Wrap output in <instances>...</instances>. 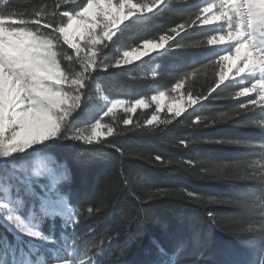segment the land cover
<instances>
[{
    "label": "trees",
    "instance_id": "trees-1",
    "mask_svg": "<svg viewBox=\"0 0 264 264\" xmlns=\"http://www.w3.org/2000/svg\"><path fill=\"white\" fill-rule=\"evenodd\" d=\"M210 4H216L221 22L205 26L204 9ZM79 9L60 0H0V11L23 14L11 20L18 22L14 28L54 44L65 72L67 64L78 66L79 56L65 43L62 30L67 15ZM237 25L229 0H168L124 22L97 48L95 71L84 74L82 105L98 92L108 99L148 102L176 86L196 105L181 115L158 114L153 107L132 116L117 113L112 121L105 119L113 123L111 135L91 144L72 139L65 126L52 140L0 156V197L10 194L28 202L41 233L53 241L47 245L20 237L0 222V264L72 259L85 264H264L259 227L256 232L240 231L249 222L259 225L264 184L234 178L246 176L255 161L264 163V98L257 78L223 82L227 52L211 45L219 36L233 42ZM162 40L165 47L157 54L130 65H111L122 52ZM245 88L250 89L246 95H235ZM155 115L158 120L150 124ZM82 116L78 111L76 117ZM36 157L47 159L46 178H30L21 185L18 173ZM214 167H223L226 178L216 179L221 173H211ZM42 181L73 212L79 211L76 229L58 214L53 219L41 215ZM187 192L201 199H190ZM209 198L227 202L202 203ZM15 206L20 210L19 203ZM78 236L84 239L74 245ZM54 243L64 252L54 249Z\"/></svg>",
    "mask_w": 264,
    "mask_h": 264
},
{
    "label": "rangeland",
    "instance_id": "rangeland-1",
    "mask_svg": "<svg viewBox=\"0 0 264 264\" xmlns=\"http://www.w3.org/2000/svg\"><path fill=\"white\" fill-rule=\"evenodd\" d=\"M60 1L80 7L77 13L67 15V24L62 30L65 43L71 50L76 51L79 56L77 67L67 64L68 72H65L62 69L57 58L56 50H54L53 47L54 44L51 41L35 35L31 31L14 28L13 25L18 22L0 20V122H2L7 97L15 98L18 92L20 97L17 100L18 104L31 103L34 93L32 92L30 85L38 86L37 90L44 94L40 99L44 100L46 105H48L49 102H56V94H59L61 100L65 97L71 98L76 95H81L82 89H80V83L84 81V74L91 72L87 69L91 67L92 59L95 60L96 64L97 48L101 45L96 43L97 36H102L103 33L110 28L116 27L112 24L111 20L106 19L104 16V13L112 15L113 13L111 10L114 7L116 8L115 15L119 16L120 8L116 6L114 0ZM86 2L88 7L81 11V8ZM136 2L141 6L152 7L154 10L161 6V0H155V3H153V0H136ZM132 3L133 0H119V4L125 8L131 7ZM230 3H232L235 9L237 8V10H239V16L243 21V13L246 14L247 18L242 26L244 29H238V34L234 42L230 43L229 40L223 36H219L211 41L212 46H222L223 51L227 52L224 57H229L227 61H223L222 81L236 79L247 73L251 75L259 73L262 74V78H264V63H262L259 56L261 52L264 53V29H262L264 23V0H230ZM156 5L160 6L156 7ZM93 7H95L98 19L93 20L89 16L86 18V23L88 25H96V27H86L84 31H81V20L85 19V13ZM217 9L218 8L215 4L205 8L204 19L207 17V19L204 20L205 26L216 25L219 23L220 14ZM147 13L149 12H142L136 15H145ZM146 44H153L157 47L153 50H149L144 47ZM165 44L166 40L156 43L145 42L139 48L122 52L118 58L111 62V65L116 66L118 61L128 59V57L124 55L125 53H134L137 55L140 53H146L139 59H134L131 63H124L119 66L137 63L147 56L161 52L164 49ZM160 45H163V47H160ZM94 52L96 53L95 56H93ZM245 57H248V59L245 60ZM237 70H239L238 73ZM21 80L24 81L23 84L20 83ZM45 96H47L48 99H45ZM68 103L71 104V99H69ZM141 104L143 106H140ZM113 105L116 106L113 107ZM195 105L196 101L194 99L185 98L181 94L180 86H176L169 92L159 91L153 95L148 102L140 100L135 103L118 99H108L98 92L96 97L90 101L87 100L85 105L80 103V107L73 112L67 122L61 126V130L62 127L68 126L69 135L73 137L77 131L90 129L92 125L102 119V124L97 132L99 134L98 139H103L110 136L109 132L112 133L113 123L111 121L112 118L117 116V113L122 112L127 116H132L138 110L153 107L158 114L167 111L172 115H181ZM62 107L67 108L68 105L64 104ZM133 109H135V111H133ZM78 111H82L83 116L80 119L76 117ZM107 118H111L109 123L105 121ZM157 120L158 115H155L149 123L154 124ZM129 124L130 121H127L126 125ZM56 137H51L43 142L52 140ZM39 144H34L31 147ZM15 153H11L4 157H9ZM46 164L47 159L45 157H36L31 160L30 164L22 166L21 172L18 173L21 185L26 184L30 178L33 179L32 182L37 181L39 178H46ZM38 171L41 172V175L39 176L36 174ZM23 189L22 193L25 194L26 190L25 188ZM41 189L45 191V195L41 198V215L53 219L55 216L54 214H58L60 218L64 219L69 225H71L73 210L70 208L66 200L54 189H46L44 181L41 182ZM0 191H2L1 187ZM0 202L8 203L14 214L19 215L29 229L41 232L39 226L35 223V214L31 211L29 206H26L28 202L16 201L10 194L2 195L0 197ZM15 203L20 204V210L15 206ZM32 210L38 212V207H35ZM0 222L15 231L20 237L30 238L41 244L50 245L53 243L48 237H46V239H39L20 232L14 225L6 220L3 213H0ZM53 247L54 249L61 250V247L55 243L53 244ZM55 255L59 256L60 252L56 250ZM70 257H72V254H70ZM81 262L85 264V261L82 259H72L68 261L59 260L54 264H81ZM24 264H30V261L26 260Z\"/></svg>",
    "mask_w": 264,
    "mask_h": 264
},
{
    "label": "snow or ice",
    "instance_id": "snow-or-ice-1",
    "mask_svg": "<svg viewBox=\"0 0 264 264\" xmlns=\"http://www.w3.org/2000/svg\"><path fill=\"white\" fill-rule=\"evenodd\" d=\"M6 2V0H3ZM114 3L117 7L120 8L119 16H116V8H112V15H108L104 13L106 19L111 20L112 24L116 27L110 28L108 31L104 32L102 36H97L96 43L102 44L105 40H111L112 36L115 34V31L118 29L119 25L124 21L130 19L132 16L142 13V12H152L154 8L141 6L136 0H133L132 6L125 8L124 6L119 4V0H114ZM155 3V0H153ZM163 3V0H161ZM160 5H156L159 7ZM88 7L86 4L81 8L83 11L84 8ZM91 13V14H90ZM22 13H15L10 11H0V20H19L22 18ZM91 17L93 20H97V14L95 12V7L89 9L87 13H85V19L81 20V31H84L86 27L95 28L96 25H88L86 23V18ZM146 47L149 50H153L156 48V45L146 44ZM163 47V45H160ZM146 53H140L139 55L134 53H125L124 55L128 57L126 60H120L117 62L116 66L122 65L124 63H131L134 59H139L142 55ZM96 53H93L95 56ZM96 65L95 60H91V67H89L88 71H95ZM84 79H87L85 76ZM21 84L24 83L23 80L20 81ZM32 92L34 93L32 97L31 103L28 104H18L17 100L20 98L17 92L15 98L7 97L6 103L3 111L2 122H0V156H8L11 153L15 152H23L25 149L30 148L34 144H39L45 140H48L51 137H56L57 134L61 131V126L65 124L68 118L71 116L73 112H75L81 103V95H76L74 97L68 98L65 97L61 100L59 94L55 96V103L49 102L48 105L45 104L44 100L40 99L43 93L37 90L38 86H31ZM84 87L83 82L80 83V89ZM79 91V90H78ZM45 99H48L45 96ZM69 99H71V104L68 103ZM67 104L68 107H62V105ZM122 104V102H121ZM116 105H113L115 107ZM140 106H143L142 104ZM135 111V109H133ZM102 124V119L98 121L96 124L92 125L90 129L77 131L72 139L75 140H83L84 142L91 144L93 142H100L98 139V128ZM111 135V132H109ZM116 149L117 152H121L119 146L113 144L111 145ZM159 159V158H157ZM51 171V170H49ZM210 172L215 174L217 172H224L223 167H214L210 169ZM37 176L41 175V172L36 173ZM63 178L65 180L68 179L67 169H64ZM56 184L53 181L52 187L55 188ZM187 197L190 199L199 200L201 199L198 196H194V193L187 192ZM227 201H220V203H226ZM89 212H92L93 209L89 208ZM209 212V211H208ZM208 212L206 213L208 215ZM0 213H3L6 220L15 226L20 232L25 233L26 235L39 239H46L45 236L41 234L39 231H33L25 228L24 221L21 219L19 215L14 214L12 209L9 207L8 203L0 202ZM80 216L78 210H75L72 214V223L73 228L76 229L77 225L80 223ZM213 216V215H212ZM214 218V216H213Z\"/></svg>",
    "mask_w": 264,
    "mask_h": 264
},
{
    "label": "clouds",
    "instance_id": "clouds-1",
    "mask_svg": "<svg viewBox=\"0 0 264 264\" xmlns=\"http://www.w3.org/2000/svg\"><path fill=\"white\" fill-rule=\"evenodd\" d=\"M198 15V14H197ZM207 19V17H205ZM189 21L191 23H195V20L192 19V17H189ZM182 26V25H181ZM229 57H223L222 61H227ZM248 57H245V60H247ZM213 69H215L217 66L213 65L211 66ZM230 67V66H229ZM239 70H237V73ZM211 90H215V84H213ZM250 89L245 88L242 92H238L235 95L237 97L246 95L249 92ZM261 92L264 93V88H261ZM210 94V93H209ZM227 114H221V117H226ZM165 123L170 122V121H164ZM247 175L244 177L238 176L234 177L235 179H242V178H247V179H253V180H258L261 182V184H264V163H261L260 161H255L251 165L248 166L247 168ZM216 179H224L226 178L223 175V172H221L220 175L215 176ZM221 200L215 199V198H209L207 200L202 201L203 204L205 205H211V204H217L220 203ZM208 215L211 216L212 213L208 212ZM25 228L29 229L28 226L24 223ZM257 226L259 227V236L262 242H264V205H262L261 211H260V220H259V225L255 222H249L246 223V226L242 227L240 231L243 232H256L257 231ZM30 230V229H29ZM84 239V236H78L75 241H73L74 245L79 244L82 240ZM98 247V246H96ZM83 264V262H81Z\"/></svg>",
    "mask_w": 264,
    "mask_h": 264
},
{
    "label": "crops",
    "instance_id": "crops-1",
    "mask_svg": "<svg viewBox=\"0 0 264 264\" xmlns=\"http://www.w3.org/2000/svg\"><path fill=\"white\" fill-rule=\"evenodd\" d=\"M251 76H254V75H251V74L247 73L243 77H251ZM255 76H258V77L260 76L262 78V74H259V73H257Z\"/></svg>",
    "mask_w": 264,
    "mask_h": 264
}]
</instances>
